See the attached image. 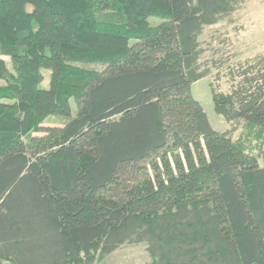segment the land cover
<instances>
[{
    "label": "trees",
    "instance_id": "16d2710c",
    "mask_svg": "<svg viewBox=\"0 0 264 264\" xmlns=\"http://www.w3.org/2000/svg\"><path fill=\"white\" fill-rule=\"evenodd\" d=\"M244 3L0 0V264H264V54L200 41Z\"/></svg>",
    "mask_w": 264,
    "mask_h": 264
},
{
    "label": "rangeland",
    "instance_id": "374dc122",
    "mask_svg": "<svg viewBox=\"0 0 264 264\" xmlns=\"http://www.w3.org/2000/svg\"><path fill=\"white\" fill-rule=\"evenodd\" d=\"M233 19V24L221 22L207 27L200 37V41L205 44V42L211 41L212 35L228 36L231 40L228 52L234 55L233 61L245 60L258 54H264V0H245L242 8L234 14ZM213 44L219 45L217 40H214ZM49 77L50 71L46 70L45 79L40 85L41 88H48ZM212 80L213 77L208 76L194 83L192 86L193 97L200 102L207 113L213 129L216 131L230 130L235 139L248 138L243 134L245 130L244 121L239 120L229 123L223 116L215 112L210 87ZM4 84L5 82L0 80V85ZM221 89L225 91L230 89V84L225 78L221 81ZM70 105L72 114L75 116L77 106L74 99H71ZM150 261L151 258L145 245H125L97 264H146Z\"/></svg>",
    "mask_w": 264,
    "mask_h": 264
}]
</instances>
